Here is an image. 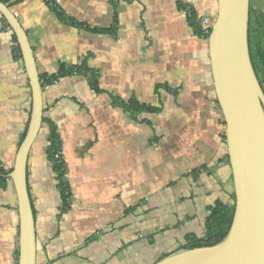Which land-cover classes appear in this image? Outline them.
I'll return each mask as SVG.
<instances>
[{"label": "crops", "instance_id": "0c3cea01", "mask_svg": "<svg viewBox=\"0 0 264 264\" xmlns=\"http://www.w3.org/2000/svg\"><path fill=\"white\" fill-rule=\"evenodd\" d=\"M15 0L40 75L80 66L44 86V120L28 160L37 264H154L206 234L209 207L233 202L226 122L215 91L209 37L187 9L208 17L218 0ZM264 12V0H251ZM112 32H95L94 29ZM136 100L159 112H128ZM32 105L17 37L0 13V264H17L20 217L10 173ZM60 134L71 207L48 157Z\"/></svg>", "mask_w": 264, "mask_h": 264}, {"label": "water", "instance_id": "95a60500", "mask_svg": "<svg viewBox=\"0 0 264 264\" xmlns=\"http://www.w3.org/2000/svg\"><path fill=\"white\" fill-rule=\"evenodd\" d=\"M0 13L14 31L24 58L32 94L30 119L10 178L20 217L17 264H37L36 217L28 186V160L44 120V86L28 34L10 8ZM251 0H218L209 36L217 99L226 122L235 213L218 244L178 249L154 264H264V90L250 52Z\"/></svg>", "mask_w": 264, "mask_h": 264}, {"label": "trees", "instance_id": "16d2710c", "mask_svg": "<svg viewBox=\"0 0 264 264\" xmlns=\"http://www.w3.org/2000/svg\"><path fill=\"white\" fill-rule=\"evenodd\" d=\"M4 3H11L15 0H0ZM49 6L59 15V17L68 22L71 25L77 27L88 28L86 25H83L77 22L75 19L68 17L65 12L57 5L55 0H46ZM189 23L194 28L196 33L200 36L209 37L210 35H205L203 33V28L200 23V19L196 12L192 10V13L188 15ZM114 28L107 30L94 29L95 32H112ZM212 30V27H211ZM211 34V33H210ZM249 42H250V52L252 62L258 76V79L261 83V86L264 90V12H257L251 8L250 12V27H249ZM75 73H84L89 76L92 87L96 91L99 90L98 86V75L88 69V67L83 64L80 66H70L62 65L58 74H54L51 77L41 75L42 85L52 84L57 81L59 78L72 75ZM124 108L135 114L142 110H149L153 112H159L160 109L151 106L141 105L136 100H130L128 102H120ZM27 131V130H26ZM26 135V132L23 135V139ZM227 140V138H226ZM62 151V143L58 130L54 125L51 124V132L49 135V147H48V157L53 165V170L56 174L58 180V187L62 194L63 199V212H66L71 207V189L67 178V165L63 156H58V153ZM229 160V155H227ZM233 202L231 204L218 201L212 206L209 207V215L206 221V234L202 237L189 236L188 243L183 248H197L204 246H213L221 242L228 234L235 213V193H233Z\"/></svg>", "mask_w": 264, "mask_h": 264}, {"label": "built area", "instance_id": "2783aa9c", "mask_svg": "<svg viewBox=\"0 0 264 264\" xmlns=\"http://www.w3.org/2000/svg\"><path fill=\"white\" fill-rule=\"evenodd\" d=\"M192 10L193 9L191 7H189L187 9V14L190 15L192 13ZM199 19H200V23H201L202 28H203V33L205 35H210V33H211V27H209L210 19L208 17H199ZM58 156H63V151H60L58 153Z\"/></svg>", "mask_w": 264, "mask_h": 264}]
</instances>
